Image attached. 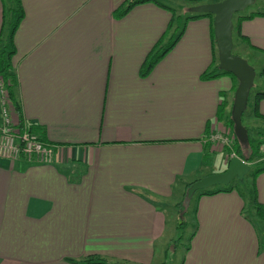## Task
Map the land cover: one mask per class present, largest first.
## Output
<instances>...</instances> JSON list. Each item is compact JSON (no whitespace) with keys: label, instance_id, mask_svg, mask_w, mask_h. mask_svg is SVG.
Here are the masks:
<instances>
[{"label":"crops","instance_id":"obj_1","mask_svg":"<svg viewBox=\"0 0 264 264\" xmlns=\"http://www.w3.org/2000/svg\"><path fill=\"white\" fill-rule=\"evenodd\" d=\"M20 1L24 17L13 37L16 97L23 123L52 147L55 161L0 159V264L91 257L156 264L158 250L165 252L166 209L175 195L226 171L224 150L223 169L207 171L218 162L207 137L227 125L217 113L222 93L225 114L231 113L235 82L201 78L214 69L207 17L186 22L147 75L140 69L162 37L161 46L171 41L181 11L190 14L217 0H163L177 18L167 32L172 15L152 2L116 19L113 11L125 0ZM235 28L245 37L241 43L264 56V17ZM263 70L264 61L254 94L264 92ZM254 94L248 99L254 126L244 128L264 143V126L257 125L264 124V99ZM254 159L242 160L249 168L264 162ZM247 194L248 207L237 189L198 193L179 264H264V218L256 213L258 203L264 209V171L252 178Z\"/></svg>","mask_w":264,"mask_h":264},{"label":"trees","instance_id":"obj_2","mask_svg":"<svg viewBox=\"0 0 264 264\" xmlns=\"http://www.w3.org/2000/svg\"><path fill=\"white\" fill-rule=\"evenodd\" d=\"M202 0H187V2L191 3H197L201 2ZM1 6H2V24L0 28V80L3 81L4 89L7 93L8 99L14 108L18 121L20 124H23L22 118H21V109L19 102L16 97V86H17V76L15 73V68H14V63H13V58L15 55V49H14V44H13V37L14 34L22 21L24 17V11L21 5L20 0H0ZM8 2V4H6ZM146 2H152L156 6L168 10L172 17L171 20L168 24L167 31H169L173 24L174 21H176V11L170 7H168L163 0H125L123 3L116 8L113 11V15L116 19L121 18L125 16L131 8L138 4L146 3ZM256 3V2H255ZM8 5V6H7ZM255 5V4H254ZM207 17L211 20V38H212V48H213V60L211 62L210 67L214 66V69L209 72L205 71L202 75L201 78L202 80H210L214 79L220 76H229L234 82V91L238 85V81L230 74L224 73L222 71L218 70V65H216V62H218L217 58V50L215 47L214 43V38H213V28H212V20L213 16L209 14H185L183 17H181V24L178 29H176L177 34H174L172 37L171 41L166 44L161 46L163 37L158 41V43L152 48L148 56L146 57L141 69H140V74L142 76L147 75L153 68L154 66L168 53L169 50L175 45L177 40L181 37L185 23L190 21V20H196L199 18ZM234 17H236L237 22H243V21H249L253 20L255 18H260L264 17V7L260 9L258 12H255L254 10L247 13V14H236ZM236 29V28H235ZM236 31V30H235ZM237 34V31H236ZM239 38L244 40L245 37L242 35L237 34ZM260 75H264V70ZM225 93H222V101L219 105L218 108V113H217V119L218 120H227V125L233 130V120L231 117V113L226 115L225 114V109H226V102L224 99ZM250 97V96H249ZM254 98L256 101H259L261 99H264V92H257L254 94ZM260 116V115H259ZM33 131L32 129H30ZM262 140H264V135L262 136ZM262 143V142H261ZM259 141L251 140L248 136V144L244 145L239 143V141L234 138V145L231 149V152H233L236 156H238L241 159L251 161L254 157H256V154L258 152V148L260 146ZM47 145V144H45ZM256 146V148L254 147ZM228 152V151H227ZM264 171V167H257L251 174L252 178L256 177L259 173ZM192 183L187 184L186 189L191 187ZM232 187L227 186V187H222L219 189H207L204 191H199V196H211L215 195L221 192H231ZM256 213L257 216L260 218H264V209L261 204H257L256 206ZM185 223H183L184 225ZM181 237H179L180 240ZM70 264H111L108 263L105 260H102L100 258H95L91 257L88 258L84 261L80 262H75V261H70Z\"/></svg>","mask_w":264,"mask_h":264},{"label":"water","instance_id":"obj_3","mask_svg":"<svg viewBox=\"0 0 264 264\" xmlns=\"http://www.w3.org/2000/svg\"><path fill=\"white\" fill-rule=\"evenodd\" d=\"M256 0H221L216 3L196 5L188 10L190 14H209L213 16L212 28L217 50L218 70L232 75L238 85L234 91L231 117L233 133L239 143L248 144V133L242 125V115L247 109L250 91L256 77L255 70L242 58L232 55L233 48V18L236 14L253 6ZM250 171L249 166L238 157H233L226 171L207 176L196 181L188 190V196L215 186L227 187L235 179L242 180Z\"/></svg>","mask_w":264,"mask_h":264},{"label":"rangeland","instance_id":"obj_4","mask_svg":"<svg viewBox=\"0 0 264 264\" xmlns=\"http://www.w3.org/2000/svg\"><path fill=\"white\" fill-rule=\"evenodd\" d=\"M219 1H221V0H217V2H219ZM260 1H262V0H256L255 5L247 8L245 11L241 12L240 14H247L253 10L255 12H258L262 6V3ZM6 4H8V2ZM181 12L184 13V15L188 14L186 9L184 11H181ZM236 23H237V19H236V17H234L233 18L234 28H233V34H232L233 48H232L231 53H232V55H234L236 57L244 59L255 70V72H258L260 65L262 64V61H264V56L262 54L252 52L246 44L241 43L239 37L237 36V34H235ZM175 24H176V21H175ZM177 32L178 31H176L175 34H177ZM216 65H218V62H216ZM260 81L261 80L257 76L256 81L254 82L253 88L250 91V97L251 98H252V95L258 90V88L260 86ZM250 105H251V100H249L248 107L242 115V125L248 129H250L251 127L254 126L250 122L249 115H248L250 113V110H249ZM257 125L260 127V130L262 131V126H264L263 122H258ZM224 126L229 127L228 125H224ZM263 135H264V133H263ZM250 138H252L251 131H250ZM251 140H253V139H251ZM261 145H263V143L260 144V146L258 148V152L256 154V157H254L255 159L253 158L254 160H257V162L258 161H260V162L264 161V154L262 153V151L260 149ZM254 147L256 148L255 145H254ZM211 149H212V146H211ZM231 149L230 150H224L228 154V156L226 157V160H228V158L231 160V157H230L231 155H233L234 157H238L233 152H231ZM211 151L218 153L214 157L215 161H218V162L215 163L217 166H213V167L209 168L207 171H209L211 173L220 172L223 169L221 166L222 160H221L220 150L215 151L214 149H212ZM222 156H223V154H222ZM263 166H264V162H262L258 166L255 164H252L250 166V172L248 174H246L242 180L235 179L230 184V187H232L233 189H237L242 194V196L246 199L247 207L249 205V200H250L248 197V194H247V189L250 188V186H251V182H252L251 174L257 167H263ZM193 184L194 183H192V185ZM189 188H191V187H189ZM189 188L186 189L184 194L183 193L181 195L176 194L173 201L170 204V207L168 209H166L167 213H168V228H167L166 238L162 242L165 245V252H163L162 250H158L159 253H158V256L156 257V264H158V263L159 264H163V263L164 264H179V262L182 259V255L184 253V249L187 245L189 234L191 232V227L187 223H190V221H192V213H193V210H194V207L196 204L197 195H198V192H196V194L194 193L193 196L189 197L187 195ZM219 188H222V186L221 187L215 186V187H212L210 189L214 190V189H219ZM173 203H176L174 205V206H176L175 208H171V205H172V207H174ZM174 209H175V212H174ZM183 223H185V224L183 225ZM179 237H181L180 240H179Z\"/></svg>","mask_w":264,"mask_h":264},{"label":"built area","instance_id":"obj_5","mask_svg":"<svg viewBox=\"0 0 264 264\" xmlns=\"http://www.w3.org/2000/svg\"><path fill=\"white\" fill-rule=\"evenodd\" d=\"M234 138L232 129L223 125L213 128L207 137V142L215 151L230 150ZM260 149L264 154V143ZM0 159L8 161L23 159L28 163L43 165H51L55 161L52 147L45 145L26 124L19 123L2 80H0Z\"/></svg>","mask_w":264,"mask_h":264}]
</instances>
